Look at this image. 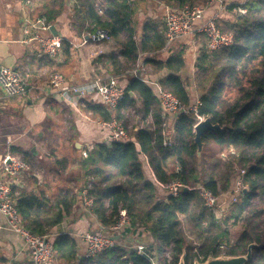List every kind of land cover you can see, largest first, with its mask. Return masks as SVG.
I'll return each instance as SVG.
<instances>
[{
	"label": "trees",
	"instance_id": "trees-1",
	"mask_svg": "<svg viewBox=\"0 0 264 264\" xmlns=\"http://www.w3.org/2000/svg\"><path fill=\"white\" fill-rule=\"evenodd\" d=\"M158 1L183 6L199 0ZM103 4L104 11L98 14L95 0H77L74 18L80 34L105 28L113 45L119 48L117 53L99 57L107 62L106 73L125 76L143 55L150 72L159 74L160 85L185 105H191L189 78L182 75V51L159 54L166 42L164 27L155 19L139 20L133 0H105ZM41 5L48 20L56 19L64 6L63 0H41ZM234 6L230 4L229 8ZM245 7V14H236L231 25H219L222 31L232 33L231 44L207 52L205 40L195 62L191 85L200 102L198 113L224 126L203 134L199 157L194 142L195 114L179 115L172 140L164 145L163 115L154 86L130 77L115 108L108 109L95 99L85 101L86 109L94 116L121 121L130 141L95 142L87 156L79 158L80 183L72 192L65 191L51 199L44 191L24 189L15 193L12 189L23 226L32 233L50 235L53 259L70 262L77 258L75 241L54 230L72 212L86 189V196L92 200L90 210L103 226L115 223L119 210L125 209L129 223L119 230L121 236L133 242L148 231L160 264H178L182 254L185 264H192L194 259L202 262L222 251L228 255L245 254L250 243L256 246L246 264H264V0H248ZM61 48L69 58L66 38H62ZM51 62L58 70L59 63L52 59ZM137 101L142 103L140 108H136ZM131 109L134 117L139 113L145 121L150 115L152 122L141 121L137 130L129 129ZM225 148H233L235 153L223 161L217 152ZM144 156L152 175L143 164ZM20 158L30 162L25 155ZM236 168L244 170L242 181L247 192L240 194L236 209L231 206V215L221 220L204 204L199 191L208 189L219 200H228ZM175 180L183 185L177 194L157 198L158 182ZM243 212L247 213L244 230L231 243L229 230L222 224L230 216L238 219ZM221 244L227 249L221 250ZM166 251L168 256L162 257L160 254ZM88 260L89 264H151L135 249L118 242ZM3 261L0 259V264Z\"/></svg>",
	"mask_w": 264,
	"mask_h": 264
},
{
	"label": "crops",
	"instance_id": "crops-1",
	"mask_svg": "<svg viewBox=\"0 0 264 264\" xmlns=\"http://www.w3.org/2000/svg\"><path fill=\"white\" fill-rule=\"evenodd\" d=\"M100 1L104 2L105 0ZM241 1L243 0L222 1L225 9L220 13L219 25L229 26L232 24L236 14L234 9L229 8V5ZM133 2L137 13L141 15L143 10L137 5V0H133ZM63 4L61 14L56 19L49 21L54 26L56 34L61 38H66L69 43V58L63 55L61 48L60 60L57 62L59 63L58 70L63 74L66 82L70 84L82 83L97 75H115L106 73L107 62L105 58L99 59V57L106 56L112 51L117 53L119 48L113 45L112 39L91 42L86 35L89 31L80 34L74 18V9L78 7L77 0L74 6L69 5L67 0H63ZM156 4L160 10H163V5L166 3L157 0ZM41 7V0H35V8L39 13H42ZM218 8V4L208 6L206 15L209 16ZM149 14L144 19H155L154 12L151 11ZM25 15L21 0H0V66H11L21 71L25 74L29 85L26 94L17 97H5L0 88V176L3 177L1 163L7 152H13L19 157L25 155L30 161L31 169L17 178L9 179L15 193L18 190L32 189L36 192L44 191L46 197L53 199L65 191L72 192L73 187L79 185L80 181H77L80 177L78 161L82 156L81 152L92 149L95 142H106L109 131L99 123V120H102L100 117L94 116L91 110L86 109V103L74 107L45 89L48 70L54 64L48 56L40 55L38 43L20 41ZM160 24L163 26L162 20H160ZM205 38L202 33H197L195 36H183L169 45H165L159 52L161 56H165L174 51H182L185 61L182 75L183 78H189L187 90L192 102L198 98L191 85L193 83L192 75L199 52L204 46L205 40L207 42ZM140 57L131 70L135 69L139 63L142 64L144 69L139 72L140 77L146 80L144 82L151 83L155 89L157 84L160 85L159 74L150 72V68L143 63V55ZM131 70L125 76L115 75L122 87L128 82V78L138 79L131 73ZM93 101L99 103L96 100ZM141 105V101H137L136 108H140ZM89 112L92 116L87 119L85 115H88ZM161 112L164 121L163 132L172 136L177 118L166 114L162 109ZM139 115L137 113L133 122L128 124L129 129H138L139 122L142 121ZM142 122L149 124L152 122V118L149 115ZM143 164H145L146 171L152 175V169L148 166L146 156L143 157ZM156 193L159 199L169 195L165 189L160 187ZM220 202L223 203V199H220ZM221 206L226 205L222 204ZM0 225V259L4 260L2 264H33L25 254L26 245L23 239L8 228L2 217H0ZM103 227L105 226L97 220L91 210L86 209L82 197L72 212L65 216L54 230L55 234L65 235L75 241L77 258L70 262L52 258L47 264H89V260L85 256L86 242L82 239V234ZM116 237L118 238L116 239ZM121 237V242H119ZM114 239L115 242L125 244L132 249H136L138 244L147 246L152 244L148 231L142 238L133 240V242L127 240L125 236H121L120 231L114 235Z\"/></svg>",
	"mask_w": 264,
	"mask_h": 264
},
{
	"label": "built area",
	"instance_id": "built-area-1",
	"mask_svg": "<svg viewBox=\"0 0 264 264\" xmlns=\"http://www.w3.org/2000/svg\"><path fill=\"white\" fill-rule=\"evenodd\" d=\"M68 4L74 6L76 0H67ZM223 0H202L201 2L187 3L183 6L171 4L163 5L164 36L165 45H169L174 40L183 36H195L197 33L205 35L207 42L205 50L213 52L216 49L229 45L232 42V33L225 32L220 29L219 18L220 13L225 9ZM248 0L234 3L235 14H245V4ZM26 15L23 18L22 37L23 43L36 42L39 45L40 55L48 56L50 59L58 62L61 52V36L52 34L51 22L47 17L39 13L35 8V0H21ZM218 4L219 8L209 16L206 15L208 6ZM95 8L98 14H102L105 5L100 0H95ZM36 10V11H35ZM87 39L91 42H100L103 40H111L110 33L105 28H96L86 33ZM203 48V47H202ZM144 67L139 63L137 67L131 70L138 79L146 81L140 77L139 72ZM48 79L46 88L52 92L55 97H60L74 107L84 105L86 100L95 99L103 103L108 109L115 108L124 96V88L119 84L115 75L95 76L94 78L82 82L70 84L66 82L63 74L56 69L55 65L48 70ZM0 88L5 97H17L25 95L29 85L25 74L11 66H0ZM156 96L161 109L175 119L188 112H193L196 122L204 119L203 115L198 113L199 99L196 98L191 105H185L174 93L164 89L160 85H156ZM91 112L85 115L90 119ZM195 122V123H196ZM99 123L108 129L106 141H130V137L126 131L125 125L116 119L110 121L99 120ZM164 145H169L172 136L163 132ZM82 156L86 157L87 152L83 150ZM225 157L224 154H222ZM31 169V164L26 162L12 152H7L1 163L0 176V217H2L8 226L16 232L25 242L26 256L33 264H47L53 257V243L49 234H35L23 226L15 201L12 198V185L9 179H14L22 173ZM244 170H240V176L232 185L229 199L220 202V200L208 189L201 188L199 193L204 200V204L215 214L220 216L222 212L228 209L229 205L234 204L238 196L243 193L246 187L242 181ZM158 186L167 191L169 195H176L178 190L183 187L179 180L171 181L167 184L158 182ZM83 203L86 209H91L92 200L86 196V189L82 191ZM226 206H221V205ZM222 209V211H221ZM129 223V217L125 209H120L115 223L98 229L96 231H86L82 234V239L86 242L85 256L91 258L97 253L111 249L115 245L114 235L125 225ZM1 227V225H0ZM220 249L226 248L224 244L219 245ZM148 246L138 244L136 253L140 255L146 253ZM224 254V251L218 255ZM152 257L145 258L151 261V264H160L155 258L154 250Z\"/></svg>",
	"mask_w": 264,
	"mask_h": 264
},
{
	"label": "rangeland",
	"instance_id": "rangeland-1",
	"mask_svg": "<svg viewBox=\"0 0 264 264\" xmlns=\"http://www.w3.org/2000/svg\"><path fill=\"white\" fill-rule=\"evenodd\" d=\"M154 2V6H153V2ZM156 1L157 0H137V5L138 6H140L141 7V9L143 10L142 11V14L141 15H139L138 13H137V18H139V20H143L144 18H147L148 17V15H150L149 13L152 11V12H154V15L156 16L155 17V19L158 21V23L160 24V20H162L163 19V10H160L159 8H158V4H156ZM154 7V9H153V7ZM141 18H140V17ZM151 19V18H150ZM161 25V24H160ZM49 72V71H48ZM231 95V94H230ZM133 110L134 109H131L130 111V114L128 115V123H127V126H128V124H130L131 122H133V120H134V116H133ZM212 148V147H211ZM214 149V148H213ZM203 150V149H202ZM234 154L235 153V151H234V149L233 148H229V149H223L222 151H218L217 152V155H218V157H220L223 161H226L227 160V158H228V156H229V154ZM222 154H224L225 155V157H223L222 156ZM241 170V169H240ZM240 170H239V168H236L235 170H234V172L232 173V177H231V179H233L234 177V181L237 179V178H239V176H240ZM231 189H232V187H231ZM226 198H227V196H226ZM239 198H240V195L238 196V199H237V201L239 200ZM237 201L234 203V204H232V205H230L229 207H228V209L227 210H225L224 212H222V214L220 215V216H217V218L218 219H221V220H223V218L224 217H227V216H229V215H231L229 212L232 210V209H236L237 208ZM231 206H233L232 207V209H230L231 208ZM261 209H263V208H261ZM245 216H247V213L246 212H243L241 215H240V217L238 218V219H236V218H234V216H230V218L227 220V222L226 223H224V224H222L223 225V227H225V228H228V230H229V234H230V242L231 243H233V242H235L236 240H238V238L241 236V234H242V232H243V230H244V227H245V220L243 219ZM261 219H264V214L261 216ZM195 241V240H194ZM130 245V244H129ZM226 247V249H227V246H225ZM222 250H225V248H223ZM162 257H166V256H168V252L166 251V252H163L162 254H160ZM155 258H157V253H156V255H155Z\"/></svg>",
	"mask_w": 264,
	"mask_h": 264
},
{
	"label": "water",
	"instance_id": "water-1",
	"mask_svg": "<svg viewBox=\"0 0 264 264\" xmlns=\"http://www.w3.org/2000/svg\"><path fill=\"white\" fill-rule=\"evenodd\" d=\"M51 30L53 34H56V30L54 29V26L51 27ZM129 94L132 95V92H130ZM223 127L224 126H221L219 123H213L210 117H205L204 119L194 124L193 126L194 142L197 146L196 152H197L198 157L201 155V152L203 149V142L201 140V137L203 136V134L207 131H213L215 129H222ZM245 192H247V187L243 189V193ZM117 238L118 237H116V239ZM255 246H256V243H250L247 246V250L245 254H240V255L221 254V255H216V256L210 255L202 262L199 261L198 259H194L192 264H246L247 260L252 255V248ZM153 249H154L153 245L149 244L146 250V253L148 254V256H146V254H144L143 256H146L148 258L152 257ZM178 264H185L184 254L180 256Z\"/></svg>",
	"mask_w": 264,
	"mask_h": 264
}]
</instances>
